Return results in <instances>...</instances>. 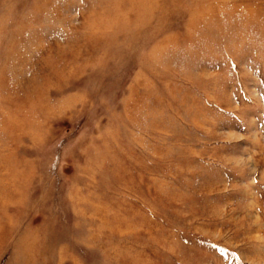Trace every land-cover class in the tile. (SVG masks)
<instances>
[{"label":"rangeland","instance_id":"1","mask_svg":"<svg viewBox=\"0 0 264 264\" xmlns=\"http://www.w3.org/2000/svg\"><path fill=\"white\" fill-rule=\"evenodd\" d=\"M0 264H264V0H0Z\"/></svg>","mask_w":264,"mask_h":264}]
</instances>
